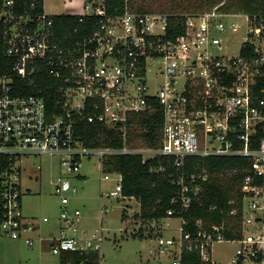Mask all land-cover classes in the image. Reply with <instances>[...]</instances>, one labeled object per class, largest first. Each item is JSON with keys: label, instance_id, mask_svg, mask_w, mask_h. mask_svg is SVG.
<instances>
[{"label": "built area", "instance_id": "obj_1", "mask_svg": "<svg viewBox=\"0 0 264 264\" xmlns=\"http://www.w3.org/2000/svg\"><path fill=\"white\" fill-rule=\"evenodd\" d=\"M124 1L121 12L110 14L105 0H84L80 13H67L84 26L59 35L43 0H0V237L34 244L29 234L40 220L22 212L21 170L39 171L32 160L41 155L59 156L64 167L53 180L60 209L55 234L47 238L55 264H75L69 253L84 256L78 264H88L94 251L101 260L94 241L102 231L78 236L80 212L69 207L77 194L69 177H82L83 158L97 157L102 168L112 155L138 154L142 162L166 157L176 186L171 202L188 208L201 202L209 177L198 164L183 170L189 157L241 156L248 165L237 230L232 208L220 223L194 232L181 227L179 239L160 236L157 242L174 247L171 264H182V249L196 252L203 264H264V186L257 183L264 179V135L257 148L251 144L257 130L264 133V18L225 11L221 2L187 16L184 33L168 39L164 14L140 12ZM229 18L246 21L236 54L222 52V34L242 25ZM40 67L58 81L54 94L43 88L21 94L19 81L33 85ZM156 110L162 118L156 142L141 136V146L131 145L133 118ZM80 122L114 129L121 146L86 145L76 132ZM163 170V164L150 168ZM111 173L118 177L105 196L122 197L120 173L104 172L100 179ZM217 242L235 244L225 263L213 257Z\"/></svg>", "mask_w": 264, "mask_h": 264}, {"label": "rangeland", "instance_id": "obj_2", "mask_svg": "<svg viewBox=\"0 0 264 264\" xmlns=\"http://www.w3.org/2000/svg\"><path fill=\"white\" fill-rule=\"evenodd\" d=\"M84 0H43V9L48 15L80 13ZM182 0H138L133 4L134 9L142 6L145 9L159 12H179L187 9L189 12L203 11L200 4L195 3L191 8L184 7ZM205 12V11H204ZM202 13V12H201ZM200 14V13H198ZM242 24L233 32L231 29L222 34V52L236 54L244 30V19L229 18ZM157 62V61H156ZM131 131V145L143 142L142 129L133 125ZM141 138V139H140ZM34 165H40L39 171L32 172L27 167L21 170L22 212L25 216H37L40 220L38 230L29 235L34 238L32 246L23 239L0 237V264H55L57 256L51 253L48 235L56 231L57 215L59 213V199L53 194V180L64 171L59 164V156L41 155L32 160ZM82 177L70 176L69 181L77 187V194L70 198V208L80 212L77 235L89 237L100 235L99 244L101 260L99 264H171L174 247L162 248L157 239H179L181 236V219L178 217L163 218L162 220L144 221L135 218L139 212V202L134 197L105 196L114 189L118 177L116 173L109 174V178L101 180L104 175L97 157L83 158L78 171ZM220 178L225 181L231 177L230 173H221ZM234 192V191H233ZM236 194V192H234ZM233 193V194H234ZM234 198H237L235 196ZM233 200V199H232ZM234 201V200H233ZM134 214V215H133ZM48 216V221H42ZM233 220V219H232ZM231 220V224L234 222ZM145 237L140 239L139 234ZM47 235V236H46ZM235 244L217 242L213 244V257L226 262Z\"/></svg>", "mask_w": 264, "mask_h": 264}, {"label": "trees", "instance_id": "obj_3", "mask_svg": "<svg viewBox=\"0 0 264 264\" xmlns=\"http://www.w3.org/2000/svg\"><path fill=\"white\" fill-rule=\"evenodd\" d=\"M138 0H128L130 7ZM222 3L219 6L225 11L241 12L249 15L251 18L256 15L257 21L264 18V0H182V4H186L187 8L195 3L200 4L203 11L189 12L182 9L179 12H159L166 16V32L165 37L174 39L184 33V22L189 15L210 10L213 6ZM124 0H105L107 12L117 14L123 10ZM140 12H154L139 6L136 8ZM54 23V29L57 34L62 35L69 31L71 27L84 25L78 21L79 16L76 14H58L51 15ZM33 85L27 84L25 81H19L18 85H22L21 94H28L33 90L44 89L45 94H54L55 86L58 81L48 75L44 67L36 69V73L32 77ZM161 113L156 110L153 114L136 115L133 118L135 125L140 128H146L141 135L145 141L153 144L157 140V128L161 124ZM77 135L85 142L86 145L92 146H121V140L118 133L114 129L104 127L99 123L80 122L76 127ZM264 135L257 130L253 140L252 148H257L259 140ZM164 165L162 172L150 171L151 167ZM195 164L205 167L209 173L208 180L205 183L202 200L200 203H193L188 208H183L179 203H172L171 199L175 196L176 186L171 183L168 173L173 169L169 165V159L164 157H155L142 162L141 155H112L105 158L102 162L103 172H118L121 174V195L122 197H134L139 202V212L135 214V218L144 221H158L163 218L178 217L182 220L181 227L183 232H194L199 228H205L213 223H220L226 219L227 213L232 209H237V214L232 224V228H238L239 215L241 213V181L247 168L248 160L241 156H208V157H189L183 170H191ZM230 173L231 177L223 181L220 178L221 173ZM257 183L264 186V179L258 178ZM236 192V194L234 192ZM237 198H234V194ZM234 200L229 203V200ZM224 235L229 236L230 231L224 230ZM140 239L145 236L140 233ZM68 256L73 259L75 264L84 258L78 253H69ZM182 264H203L196 252L181 251ZM98 252L90 253L88 264H98Z\"/></svg>", "mask_w": 264, "mask_h": 264}, {"label": "crops", "instance_id": "obj_4", "mask_svg": "<svg viewBox=\"0 0 264 264\" xmlns=\"http://www.w3.org/2000/svg\"><path fill=\"white\" fill-rule=\"evenodd\" d=\"M162 220V219H161ZM53 234H55V233H53ZM47 236V235H46ZM49 236V235H48Z\"/></svg>", "mask_w": 264, "mask_h": 264}]
</instances>
